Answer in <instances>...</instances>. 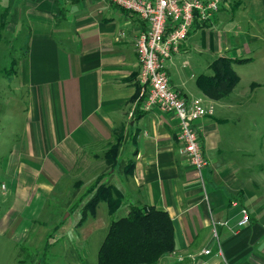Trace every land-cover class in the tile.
Instances as JSON below:
<instances>
[{
	"label": "crops",
	"instance_id": "crops-1",
	"mask_svg": "<svg viewBox=\"0 0 264 264\" xmlns=\"http://www.w3.org/2000/svg\"><path fill=\"white\" fill-rule=\"evenodd\" d=\"M240 1L222 0L206 25L196 21L165 62L180 96L215 108L193 123L208 161L199 174L182 151L178 117L143 104L134 40L145 23L138 15L107 0H0V64L15 65L0 67V90L12 77L8 85L24 105L0 126V172L8 175L1 185L13 200L4 231L13 237L26 216L35 221L62 181L78 169L85 175L91 159L103 162L120 137L121 157L134 167L128 178L122 169L111 174L112 185L128 209L153 206L174 223L176 250L160 264H264V179L256 172L263 164L255 162L262 150L255 132L264 111V0H251L248 20L229 27ZM221 56L241 60L229 68L238 83L212 99L202 84ZM235 202L250 213L241 229ZM205 249L211 253L201 254Z\"/></svg>",
	"mask_w": 264,
	"mask_h": 264
},
{
	"label": "rangeland",
	"instance_id": "rangeland-1",
	"mask_svg": "<svg viewBox=\"0 0 264 264\" xmlns=\"http://www.w3.org/2000/svg\"><path fill=\"white\" fill-rule=\"evenodd\" d=\"M240 2V8L234 11L235 21L232 24L229 21L228 24L230 25H227L229 27L237 25L238 22L241 23L242 18H244L243 24L248 20V9L252 6L251 0H241ZM244 9H246V14ZM4 66L8 71L15 67L11 63L0 64V67ZM5 79L8 89L0 90V126L4 124L2 120L7 115L14 113L15 117L13 118L16 119L18 113L23 112L24 108L23 103L15 101L13 90L8 85H14V80L10 76ZM3 107L7 110L6 114H3ZM20 114L22 115V113ZM258 120L260 126L254 132L257 142H260L262 138L260 144L262 150L259 152L260 158L255 162L262 161L263 167L257 166L256 172L259 177L264 179V111L258 113ZM259 130L260 134L258 133ZM247 132L252 131L248 129ZM11 143L12 145L15 144L14 137L11 138ZM122 155L120 153L119 160L124 163L126 160L121 157ZM2 161L4 160L0 158V165ZM14 161L10 160L11 164ZM89 165L85 175L79 174L78 170L80 169H78L75 170L76 173L73 174L72 178L62 181L58 188L47 196L39 215H35L37 217L35 221L26 216L21 223L19 232L13 237H10L3 229L2 218L5 217L13 200L12 194L7 197L4 196V186L2 187L1 184L7 183L6 177L8 175L4 177L5 172H0V264H97L98 251L111 221L126 215L129 209L124 203L115 214L110 215L107 203L100 202L95 214L87 215L86 219L82 220L85 217V205L92 194L87 195L89 188L101 176H105L101 180L102 182L112 184L111 182L114 181L116 183V177L114 179L111 174L121 172L119 165L115 166L114 169L113 167L110 168L107 159L103 162L99 160L94 162L91 159ZM10 170L12 169L9 167L7 171ZM126 175L122 174L121 176L128 178Z\"/></svg>",
	"mask_w": 264,
	"mask_h": 264
},
{
	"label": "built area",
	"instance_id": "built-area-1",
	"mask_svg": "<svg viewBox=\"0 0 264 264\" xmlns=\"http://www.w3.org/2000/svg\"><path fill=\"white\" fill-rule=\"evenodd\" d=\"M120 8L136 14L145 23L134 44L141 69L139 81L143 104L147 109L158 107L164 112H172L179 119V138L184 153L194 169L201 174L208 161L203 153L198 130L193 124L197 119L214 113V105L202 97L186 99L170 84L165 62L173 52L187 40L193 24L207 21L219 11L222 0H107ZM239 206L238 227L250 223V213L246 207ZM210 249L201 254L209 255ZM182 260V257H180ZM199 264H208L201 261Z\"/></svg>",
	"mask_w": 264,
	"mask_h": 264
},
{
	"label": "trees",
	"instance_id": "trees-1",
	"mask_svg": "<svg viewBox=\"0 0 264 264\" xmlns=\"http://www.w3.org/2000/svg\"><path fill=\"white\" fill-rule=\"evenodd\" d=\"M6 18L7 16L1 22L3 25L6 24ZM197 23L206 25L207 22ZM235 61L221 56L213 62V76L205 77L202 84L207 97L220 99L238 83V76L229 69ZM116 140L106 152L108 166L114 169L119 165L129 176L134 163L132 160L120 162L122 140L120 137ZM104 177H99L89 188L87 195L92 194L85 205V217L82 220L87 215L95 214L100 202L107 203L110 215L115 214L123 205V193L114 185L102 182ZM170 217L167 211L153 206H131L126 215L111 221L98 251L97 264H160L165 255L176 250L174 223Z\"/></svg>",
	"mask_w": 264,
	"mask_h": 264
}]
</instances>
